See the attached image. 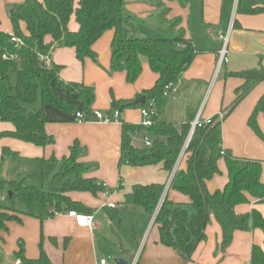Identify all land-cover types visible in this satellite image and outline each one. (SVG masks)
Masks as SVG:
<instances>
[{"label": "trees", "instance_id": "trees-1", "mask_svg": "<svg viewBox=\"0 0 264 264\" xmlns=\"http://www.w3.org/2000/svg\"><path fill=\"white\" fill-rule=\"evenodd\" d=\"M167 1H177L182 7L190 2ZM149 2L155 11L147 19L131 12L126 0H23L13 4L9 16L12 32L0 30V121L10 123L13 128L0 131V139L12 138L38 147L53 145L55 138L45 130L46 105L70 115L73 121L76 112H82L84 122L93 121L94 87L83 82L62 80L59 73L63 66L50 60L46 64L40 56L50 58L53 48L68 47L74 50L79 62L83 63L85 59L97 62L93 44L105 32L113 30L110 71L123 72L126 83L132 84L141 74L145 60L157 75L155 83L137 95L146 97L143 104H131L135 98L111 97L106 114L115 110L120 113L127 108L156 111L150 126L121 123L118 165L141 167L162 164V169L170 175L181 153V162L185 160V167L174 171L168 186L166 183L134 184L125 194L123 205L141 207L157 228L158 242L172 248L184 262H188L198 244L205 240V227L211 218L221 229L218 245L221 251L229 246L235 231L259 229L264 236V215L255 208L245 214L235 211L238 205L249 203V197L264 205L261 161L238 158L225 151L221 154V120L214 119L210 124L196 127L183 149L195 118L194 111L187 108L185 120L180 123L160 118L167 101L165 89L178 83L197 51L179 27L180 19L167 18L169 7L161 0ZM263 9V0H238L237 11L255 14ZM72 16L78 25L76 31L68 29ZM20 23H24L26 33L21 30ZM142 23L149 24L158 35L142 36L139 32ZM12 36L22 43L16 45L11 41ZM231 75L243 79V83L236 88L233 103L222 110L224 117L255 84L264 81V67ZM37 100L41 107L31 108ZM258 113L264 118V93L247 121L264 140L256 121ZM136 135L147 137L150 146L134 145ZM81 152L80 143L74 140L67 155L60 158L54 154L37 157L29 160L28 168L16 177L7 180L0 176V191L6 193L5 201H0V231H7V223L20 221L19 215L36 218L40 223L67 211L92 215V209L69 197L71 192L97 196L104 190L95 178L85 176L95 166L80 162ZM17 157L15 152L3 147L0 167L8 158L15 160ZM221 158L225 162L227 182L222 189L210 192L206 184L220 174L217 163ZM121 187L120 181L117 189ZM167 187L186 196L190 203L185 205L168 200ZM49 239L55 243L53 237ZM43 241L41 233L38 257L29 258L25 255L23 240L18 239L13 252L17 264H51L43 249ZM249 264H264V241L262 246H251Z\"/></svg>", "mask_w": 264, "mask_h": 264}, {"label": "crops", "instance_id": "crops-1", "mask_svg": "<svg viewBox=\"0 0 264 264\" xmlns=\"http://www.w3.org/2000/svg\"><path fill=\"white\" fill-rule=\"evenodd\" d=\"M23 0H0V30L11 33L12 26L6 14L9 5ZM41 1V0H40ZM127 8L141 19H147L155 7L150 0H126ZM170 12L167 18L178 17L179 27L184 31L185 38L194 46L196 55L191 64L182 74L174 91L169 94L165 103L166 116L162 120L180 123L185 120L186 109L190 108L201 120L217 117L224 108L229 107L235 99V90L243 79L231 74L248 69L264 67V9L255 14L237 11L238 0H190L181 6L177 1L161 0ZM264 1V0H263ZM21 30L26 33L24 23ZM78 25L72 16L68 29L76 31ZM142 36H155L158 33L146 23L139 25ZM228 35L226 63L217 69L218 51L223 40L220 35ZM113 30L103 34L93 44L97 53V62L85 59L83 63L75 58L72 48L55 47L51 50L49 60L62 65L59 76L64 81L83 82L94 87L95 100L92 110L103 113L110 108L111 97L116 99H133L143 90L150 88L156 81L146 61L137 80L128 84L123 72H111L109 62L111 56L110 43ZM50 38L47 37V41ZM264 93V81L255 86L221 119V148L231 155L243 159L261 161L260 179L264 182V140L248 125V118L256 102ZM177 108L180 110L178 117ZM46 115L45 130L55 138L53 145L38 147L12 138L0 139L1 150L7 147L18 157L8 158L0 169V176L11 179L24 172L31 161L37 157H48L54 154L57 158L67 155L69 146L74 140L82 148L79 161L84 164L96 165L85 174L111 189L109 197L102 193L92 196L86 192H71L69 197L79 201L93 210V227H80L67 212L57 213L40 223L36 218L19 215L20 221L7 223V231H0V264H17L13 252L17 248V240L22 239L25 255L29 258L38 257L40 234L44 236L43 249L51 264H99L106 259L108 264H116L117 259H125L131 264L136 248L126 246L119 237L120 211L134 207L124 206L126 193L134 184L168 183L171 178L162 164L132 167L119 166L121 123L141 124L142 116L139 108H127L120 112L118 123H102L97 121L76 122L70 115L57 108L44 106ZM175 115V116H174ZM257 125L264 135V118L261 113L256 116ZM10 123L0 121V131L11 130ZM142 145V136L136 135ZM220 174L207 181L210 192L222 189L227 182V170L224 159L218 160ZM180 165V166H179ZM178 167H185L183 160ZM177 167V168H178ZM121 181L122 187L117 189ZM168 200L173 203L188 205L189 199L181 193L166 188ZM250 202L235 208L238 214L248 213L252 208L264 215V205ZM114 203V208L104 205ZM141 208V207H140ZM112 213L106 220L104 210ZM191 212V208L188 207ZM144 211V210H143ZM145 212V211H144ZM146 213V212H145ZM147 214V213H146ZM103 216V220L100 219ZM147 222L143 225L142 247L136 264H249L251 246H262L264 236L261 230L235 231L233 239L225 250L218 249L221 241V229L214 218L205 227L206 238L200 242L192 254L191 260L184 262L179 254L170 247L158 242L159 234L152 218L147 214ZM143 219V218H142ZM108 222V223H107ZM117 228H115V226ZM53 237L55 243L49 238ZM66 240V242H65ZM110 243L105 250L103 243ZM110 256L114 259H110Z\"/></svg>", "mask_w": 264, "mask_h": 264}, {"label": "built area", "instance_id": "built-area-1", "mask_svg": "<svg viewBox=\"0 0 264 264\" xmlns=\"http://www.w3.org/2000/svg\"><path fill=\"white\" fill-rule=\"evenodd\" d=\"M220 37L223 40V44H222V47L220 48V50L218 51L217 69H219V67L222 65V63H226L228 61V58H227L228 35L223 34V35H220ZM11 41L15 42L16 45H20L22 43L19 38L14 37V36L11 37ZM40 58L44 59L46 64L50 63L48 57L40 56ZM173 91H174V86L167 87L164 91V95L168 97L169 94L172 93ZM140 113L142 116L141 124L143 126H150L151 122H152V117H154L156 115L155 109L142 108V109H140ZM119 116H120V113L117 110L113 111L111 114H106V113H103L99 110H92V120L97 121V122L118 123L119 122ZM223 117H224V113L221 112L216 118L211 117V118H207L204 120H201L198 116L196 118H194V120L191 122V128H190V131H189V134L187 136V140L184 144L183 149H185L187 147L188 142H189V140L193 134V131L196 127H201L203 125L210 124V123H212V121L214 119H216V121L221 120ZM75 121L76 122H84V117H83L82 112H76L75 113ZM142 143L145 146H150V140L147 137H143ZM223 153H224V151H221V154H223ZM182 154L183 153H181L179 155V157L176 161V164H175L174 169H173V173L177 169L178 165L181 162ZM172 174H171V176H172ZM100 185L104 188L102 195L104 197H109L111 194V191L108 189L107 185L105 183H100ZM5 199H6V193L0 191V201L4 202ZM104 205L109 207V208L115 207V204L110 203V202H105ZM67 215L73 217L74 220L76 221L77 225H79L80 227H90V228L93 227V216L91 214H83V213H77L75 211H67ZM139 254H140V250H138L134 254V256L132 257L131 264H136L137 259L139 257ZM17 263H18V261H17ZM99 264H108V262L106 259H101Z\"/></svg>", "mask_w": 264, "mask_h": 264}, {"label": "rangeland", "instance_id": "rangeland-1", "mask_svg": "<svg viewBox=\"0 0 264 264\" xmlns=\"http://www.w3.org/2000/svg\"><path fill=\"white\" fill-rule=\"evenodd\" d=\"M10 6H12V5H9L8 7H10ZM7 8H6V10H7ZM155 36H157V34ZM155 36H150V37H155ZM13 78L14 77L12 76V79ZM169 101H171V99ZM169 101H167V102H169ZM166 105H164V108L166 107ZM39 107H41L39 100H37V102H35L34 104L31 105V108H39ZM164 108H163L162 112L160 113V115L163 119H164V116H166L165 112L167 111V110L164 111ZM177 111H178V117H176V118H178V119H175V120H179V118H181L180 113H179L180 112L179 108H177ZM133 142L139 144L138 138L137 137L134 138ZM94 166L96 167V165H94ZM104 213L106 214V220L108 219V217L110 219V215L112 212L108 209H105ZM99 217L101 220H103L102 215H100ZM147 218H148V216L143 211L142 208H140L139 206H134V207L126 209L125 212L120 211V219L121 220L118 223L119 227L117 228L114 224L115 228H117V230L119 232V237L122 240V242L127 244L126 246H128V247L129 246L131 248L137 247L136 252L138 250L141 251V247H142L143 242L141 241L139 243V245H137V241H140V239H141L143 225H144V223H146L148 221ZM109 244L110 243L105 242V243L101 244V247L105 250V247L110 246ZM110 259L112 260V259H114V257L110 256Z\"/></svg>", "mask_w": 264, "mask_h": 264}, {"label": "water", "instance_id": "water-1", "mask_svg": "<svg viewBox=\"0 0 264 264\" xmlns=\"http://www.w3.org/2000/svg\"><path fill=\"white\" fill-rule=\"evenodd\" d=\"M13 6H10L7 8L6 10V14L9 17L10 16V12L12 11ZM146 97L144 95L141 96H137L135 97L134 100L131 101V104H143L145 102ZM7 195L10 197L11 193L8 191ZM116 264H127V261L125 259H117L114 261Z\"/></svg>", "mask_w": 264, "mask_h": 264}]
</instances>
